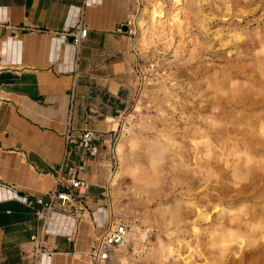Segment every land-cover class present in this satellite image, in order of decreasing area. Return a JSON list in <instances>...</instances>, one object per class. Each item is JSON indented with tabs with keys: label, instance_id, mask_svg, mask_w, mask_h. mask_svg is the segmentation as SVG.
Returning a JSON list of instances; mask_svg holds the SVG:
<instances>
[{
	"label": "rangeland",
	"instance_id": "374dc122",
	"mask_svg": "<svg viewBox=\"0 0 264 264\" xmlns=\"http://www.w3.org/2000/svg\"><path fill=\"white\" fill-rule=\"evenodd\" d=\"M134 1L139 69L110 147L106 224L148 230L128 254L147 264H264V0Z\"/></svg>",
	"mask_w": 264,
	"mask_h": 264
},
{
	"label": "crops",
	"instance_id": "0c3cea01",
	"mask_svg": "<svg viewBox=\"0 0 264 264\" xmlns=\"http://www.w3.org/2000/svg\"><path fill=\"white\" fill-rule=\"evenodd\" d=\"M134 0H0V264H91L88 252L109 220L103 188L110 147L137 84L136 56L125 26ZM85 11L88 38L80 60L66 35ZM77 84L73 126L105 145L81 177L90 189L83 216L61 210L46 225L48 253H36L32 236L55 170L65 153L69 89ZM69 165L80 162L71 148Z\"/></svg>",
	"mask_w": 264,
	"mask_h": 264
},
{
	"label": "built area",
	"instance_id": "2783aa9c",
	"mask_svg": "<svg viewBox=\"0 0 264 264\" xmlns=\"http://www.w3.org/2000/svg\"><path fill=\"white\" fill-rule=\"evenodd\" d=\"M85 11L82 10L79 14V20L76 26L70 30L66 35L71 38V43L75 48V61L80 60V51L84 41L88 38V27L85 24ZM131 21L128 22L129 32L131 33ZM134 44V43H133ZM136 72L139 69V61L137 53L135 52ZM77 84L75 77L69 89V113L68 121L65 130V153L62 163L55 170V186L52 190L47 192L46 200H38L37 204L40 210L37 211V218L43 221V229L40 234L32 236V241L36 243V253L40 257L41 254L48 253L45 247L46 225L49 222L52 214L58 210L66 212L67 214L81 218L85 212L87 203V194L90 189L88 180L81 177L87 163L96 158L101 147L105 145L103 136L92 131H83L76 134L73 126V118L75 113V98H76ZM75 146L80 153V162L74 166L69 165V158L71 156V148ZM134 225L125 219L110 220L108 225L104 227V232L93 244L88 252V259L91 264H147L132 258L130 255L124 259L117 257V253L124 247L131 248L130 240L133 234H136ZM139 237V244L145 248L149 239V231L140 228L137 233ZM131 255L133 249L131 248ZM141 256H144V252ZM136 261V262H135Z\"/></svg>",
	"mask_w": 264,
	"mask_h": 264
},
{
	"label": "bare ground",
	"instance_id": "6f19581e",
	"mask_svg": "<svg viewBox=\"0 0 264 264\" xmlns=\"http://www.w3.org/2000/svg\"><path fill=\"white\" fill-rule=\"evenodd\" d=\"M145 12H147V10L146 9H144L143 11H142V13H144L145 14ZM148 14H149V22H150V25H152L153 27H156L157 29H163L164 28V25H163V22L161 21V19L160 18H162V17H160L159 16V13H158V10H157V8H156V5H153V7H152V10H150L149 9V11H148ZM147 16V15H146ZM145 16V17H146ZM144 17V18H145ZM135 23L137 24V26L138 27H140L141 28V32H142V39H140V41H139V44H145L146 42H147V39L145 38V34H146V31L150 28H145V26H144V20L142 19V18H138V17H136L135 18ZM147 23V22H146ZM144 26V27H143ZM147 26V25H146ZM151 31V30H150ZM158 31V30H157ZM148 32H149V30H148ZM151 32H153V30L151 31ZM155 32V31H154ZM153 32V33H154ZM138 33V32H137ZM159 33V32H158ZM136 34V33H135ZM148 34V33H147ZM162 34V33H161ZM140 46H142V45H140ZM144 46H146V45H144ZM122 170H121V168L119 167V170L117 171V172H114L113 174H112V177H111V180H110V182H109V187H114L115 185H117V183H118V180H119V178L121 177V175H122ZM113 211V210H112ZM133 243H135V245H134V249H135V246H136V244L137 243H139V240L136 238V236H135V234H133L132 235V237H131V239H130ZM235 241H237V238H234L233 239V242H235ZM242 241H244V239L242 240ZM241 241V242H242ZM243 243V242H242ZM237 245H239L240 247H241V243H239V242H237ZM129 249L127 248V247H124V248H122L121 250H119L118 251V253H117V257H119L120 259H124L125 257H127L128 256V254H129Z\"/></svg>",
	"mask_w": 264,
	"mask_h": 264
},
{
	"label": "water",
	"instance_id": "95a60500",
	"mask_svg": "<svg viewBox=\"0 0 264 264\" xmlns=\"http://www.w3.org/2000/svg\"><path fill=\"white\" fill-rule=\"evenodd\" d=\"M125 29H127V30H125ZM124 30H125V31H128V30H129L128 26H125Z\"/></svg>",
	"mask_w": 264,
	"mask_h": 264
},
{
	"label": "snow or ice",
	"instance_id": "6c2138e0",
	"mask_svg": "<svg viewBox=\"0 0 264 264\" xmlns=\"http://www.w3.org/2000/svg\"><path fill=\"white\" fill-rule=\"evenodd\" d=\"M125 30H127V29H125Z\"/></svg>",
	"mask_w": 264,
	"mask_h": 264
}]
</instances>
